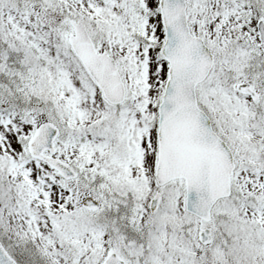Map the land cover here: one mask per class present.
<instances>
[{"label":"snow or ice","instance_id":"6c2138e0","mask_svg":"<svg viewBox=\"0 0 264 264\" xmlns=\"http://www.w3.org/2000/svg\"><path fill=\"white\" fill-rule=\"evenodd\" d=\"M0 264H264V0H0Z\"/></svg>","mask_w":264,"mask_h":264}]
</instances>
